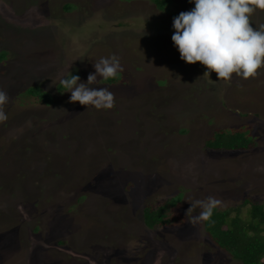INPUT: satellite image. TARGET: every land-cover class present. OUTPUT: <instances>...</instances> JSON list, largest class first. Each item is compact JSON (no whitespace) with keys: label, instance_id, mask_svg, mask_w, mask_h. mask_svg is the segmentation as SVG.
<instances>
[{"label":"rangeland","instance_id":"374dc122","mask_svg":"<svg viewBox=\"0 0 264 264\" xmlns=\"http://www.w3.org/2000/svg\"><path fill=\"white\" fill-rule=\"evenodd\" d=\"M69 2L78 8L64 10ZM174 3L161 12L150 0H0V54L10 55L0 61L9 96L0 264H240L205 222L145 224V207L168 199H180L185 215L189 198L215 197L220 209L248 196L264 202V69L225 81L182 60L173 19L195 5ZM261 17L257 10L253 27ZM112 54L124 83L98 77L92 87L113 92L114 107L69 102L60 80L86 82L94 62ZM240 127L239 139L254 136L255 148L208 150L229 135L220 139L217 128Z\"/></svg>","mask_w":264,"mask_h":264},{"label":"clouds","instance_id":"9594fccd","mask_svg":"<svg viewBox=\"0 0 264 264\" xmlns=\"http://www.w3.org/2000/svg\"><path fill=\"white\" fill-rule=\"evenodd\" d=\"M194 5L173 19L175 31L171 39L180 58L189 64L201 63L207 69L204 75L215 72L218 80L230 81L233 75L245 80L259 76L264 69V23L253 27L252 17L257 10L264 11V0H194ZM94 68L95 72L88 75L86 82L71 74L60 80V86L71 93L69 102L97 110L111 109L115 105L114 93L107 87L92 85L98 83V77L104 81L117 78L123 71L120 60L115 54L101 57L94 62ZM8 102L7 92L0 89V122L8 119L4 111ZM187 200L191 207L186 217L193 226L209 221L221 204L211 196ZM196 208L200 212L193 216ZM260 264H264V257Z\"/></svg>","mask_w":264,"mask_h":264},{"label":"trees","instance_id":"16d2710c","mask_svg":"<svg viewBox=\"0 0 264 264\" xmlns=\"http://www.w3.org/2000/svg\"><path fill=\"white\" fill-rule=\"evenodd\" d=\"M121 1V0H120ZM130 1V0H123ZM154 3L161 12H173L174 0H150ZM78 8L79 5L71 2L66 3L64 10L69 11ZM176 9V6H175ZM176 15V14H175ZM174 15V16H175ZM264 22L263 17L259 18L258 22ZM9 52L0 54V61H5L8 58ZM108 82V83H107ZM124 83L119 79H109L105 84L113 86L117 83ZM62 90V86H59ZM34 90V88H32ZM39 92V90L37 89ZM40 94V93H39ZM35 97H39L36 95ZM41 97V95H40ZM44 104H50L51 97L44 96ZM42 102V101H41ZM228 128H217L213 133L220 135L223 140V135L229 133L228 137L224 139L221 144H213L208 147L212 151H248L256 147V138H251V141L243 143L239 132L244 130H234L226 132ZM233 129V128H230ZM182 133L187 130H181ZM206 140H209L207 138ZM181 201L166 200L163 204L157 207L154 205H147L144 209L145 224L150 229H159L167 227L183 228L187 225L188 220L185 213H181ZM181 218V219H180ZM205 229L209 232L215 243L225 251H227L233 259L239 261L240 264H260V260L264 257V202L258 201L250 196L246 197L238 206H232L225 209L216 208L211 219L205 222Z\"/></svg>","mask_w":264,"mask_h":264}]
</instances>
